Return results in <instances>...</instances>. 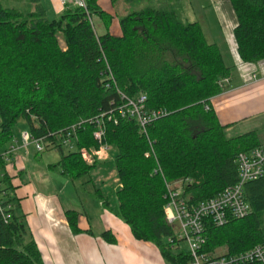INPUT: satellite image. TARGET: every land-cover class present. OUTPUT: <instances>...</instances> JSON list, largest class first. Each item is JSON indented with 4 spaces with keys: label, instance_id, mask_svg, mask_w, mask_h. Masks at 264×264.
<instances>
[{
    "label": "trees",
    "instance_id": "1",
    "mask_svg": "<svg viewBox=\"0 0 264 264\" xmlns=\"http://www.w3.org/2000/svg\"><path fill=\"white\" fill-rule=\"evenodd\" d=\"M98 1L85 0V9L66 5L51 19L39 0H28L22 10L12 7L21 0H0V148L23 120L32 138H44L45 150L58 151L60 159L50 167L74 181L95 168L83 151L115 147L117 217L135 240L153 244L169 262L188 264V255L165 241H176L164 213L168 188L180 182L192 203L213 198L237 182L238 156L260 146L258 137L255 132L227 137L218 122L209 101L225 90L221 81L231 71L198 23H183L176 5L162 2L118 18L121 36L115 37L108 31L112 18ZM229 1L240 61L264 60V0ZM93 16L103 21L104 33L96 32ZM139 94L146 96L148 110L167 112L145 132L135 119L114 124L104 117L99 143L94 125H76L112 111L122 95ZM72 126L71 152L61 134ZM11 165L0 155V264H43L14 194L18 175L9 176ZM243 191L249 215L209 226L206 250L264 247V177L246 183ZM95 195L103 200L98 191ZM64 216L71 233L79 234V214L66 210ZM103 237L115 242L110 232Z\"/></svg>",
    "mask_w": 264,
    "mask_h": 264
},
{
    "label": "crops",
    "instance_id": "2",
    "mask_svg": "<svg viewBox=\"0 0 264 264\" xmlns=\"http://www.w3.org/2000/svg\"><path fill=\"white\" fill-rule=\"evenodd\" d=\"M21 2L28 4V0ZM39 3L51 19L63 10L59 0H39ZM197 3L200 5L199 0H195V4ZM204 3L220 30L222 43L214 44L231 71L224 82L225 90L210 99V106L218 122L225 126L227 137L255 132L260 145L264 146L261 135V130L264 129V60L252 64L240 61L233 36L237 19L229 0H204ZM98 5L112 18L109 33L115 37L121 36L119 17L112 0H99ZM97 19L102 26L101 32L104 33L103 21ZM29 147L31 146H15L25 154ZM18 151L10 161L13 165L9 167L8 174L10 177L18 174L22 178L24 164ZM14 171L16 175H13ZM12 185L43 264H176L167 261L153 244L135 240L129 227L119 220L117 214L111 222L100 227V233L96 236L90 224H81L82 216L87 212L83 210L80 215L76 211L79 214L78 227L81 232L74 235L64 216L66 210H73L68 207L67 202L63 206L55 196L40 198L35 195L33 186L17 178L12 180ZM105 232H110L115 242H109L103 237Z\"/></svg>",
    "mask_w": 264,
    "mask_h": 264
},
{
    "label": "built area",
    "instance_id": "3",
    "mask_svg": "<svg viewBox=\"0 0 264 264\" xmlns=\"http://www.w3.org/2000/svg\"><path fill=\"white\" fill-rule=\"evenodd\" d=\"M59 1L63 8L69 4L82 9L86 8L85 0ZM225 81H221V84ZM146 101L147 98L144 94H139L134 98H127L122 95L121 103L112 111L102 114L99 118L82 120L76 125H94L96 129L93 136L99 143L104 136V117L108 121H113L114 124L119 119H135L142 131L145 132L147 124L167 115V112L163 110H148ZM205 110H208V106L205 107ZM75 129L76 126H72L65 134L60 133L62 146L67 151L75 150ZM28 146H33L34 150L39 153L46 149L44 138H32L27 133L23 136L22 147ZM15 150V147H11L2 155L3 158L9 162ZM9 153L12 155H8ZM145 156L149 157L150 153H146ZM237 165V182L226 187L211 199L192 203L184 195L181 188H168L164 213L166 222L173 228L176 238V241L170 239L168 243L171 244L172 250L177 252L182 250L188 255V264H264L263 246H255L250 250L238 253L208 251L204 248L207 241L206 230L209 226L224 227L231 220H240L249 215L250 208L246 202L243 188L246 183L264 177V146L260 145L247 153L240 154ZM175 233H178L177 236ZM183 244L185 249L182 247Z\"/></svg>",
    "mask_w": 264,
    "mask_h": 264
},
{
    "label": "rangeland",
    "instance_id": "4",
    "mask_svg": "<svg viewBox=\"0 0 264 264\" xmlns=\"http://www.w3.org/2000/svg\"><path fill=\"white\" fill-rule=\"evenodd\" d=\"M162 2L176 5L183 23H198L208 43H222L217 22L213 20L204 0H199L200 5L199 3L195 4V0H141L135 3H128L125 0H114L113 7L120 18L145 7H159ZM12 7L22 10L23 2H19ZM92 21L96 32L102 34V26L98 22L97 17L93 16ZM13 132V139L10 143H6L0 148V155L6 153L11 147L22 146L23 136L28 133L26 123L23 120H19ZM261 135L264 138V129L261 130ZM17 151L18 149L15 150V152ZM18 152L23 160L24 174L21 178L14 171L13 175L17 176V180L33 186L35 195H39L40 198H51L55 196L63 206L67 202L68 207H72L70 209L79 212L80 215L85 210L87 214L82 216L81 224L83 226L90 224L96 236L100 233L99 229L102 225L111 222L116 217L115 214L117 213L116 209L118 207L116 192L119 189L120 183L114 162L117 155V149L115 147H105L97 152L92 151L91 153H85L83 151L82 155L85 161L88 164L94 162L95 168L89 174L74 181L62 176L59 168H49V166L57 164L60 159L57 150L47 149L39 153L31 146L28 148L26 154L24 151ZM8 155L12 154L9 153ZM13 156L14 154L11 157L9 156V162ZM174 187L181 188V183L175 184ZM96 191L102 195L103 200H100L95 195ZM102 201L107 202L106 207H104ZM177 234L175 233L176 236ZM165 241L167 243L168 239ZM182 247L185 249L184 244ZM222 251L219 250V252Z\"/></svg>",
    "mask_w": 264,
    "mask_h": 264
}]
</instances>
